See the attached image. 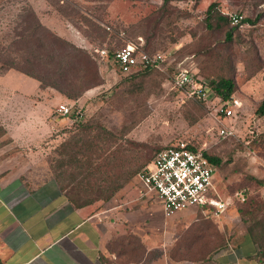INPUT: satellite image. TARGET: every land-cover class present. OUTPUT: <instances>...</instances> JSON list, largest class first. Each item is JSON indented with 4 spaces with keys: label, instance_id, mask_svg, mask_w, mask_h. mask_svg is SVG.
<instances>
[{
    "label": "rangeland",
    "instance_id": "obj_1",
    "mask_svg": "<svg viewBox=\"0 0 264 264\" xmlns=\"http://www.w3.org/2000/svg\"><path fill=\"white\" fill-rule=\"evenodd\" d=\"M162 1L0 0V53L9 51L18 13L26 5L45 27L90 53L101 83L89 88L95 90L84 101L60 93L62 99H53L51 104L56 120L62 118L57 111L60 103L81 112L80 118L70 114L59 121L57 133H53L56 178L69 184L71 192V182L84 173H90L87 179L91 183H99L135 170L123 186H128L132 214H142L133 215L132 221L143 223L144 213L147 215V245L154 246L157 239L168 257H197L220 239L246 230L250 222L242 218L250 216L240 214L239 206L244 208L251 200L256 215L264 212V205L260 208L264 204V115L255 113L264 97V0H171L164 6ZM211 2L224 14L242 15L231 29V40L225 35L231 24L220 29L206 26L205 10ZM246 18L253 23L243 21ZM127 43L148 53L161 52L165 60L159 68L138 75L123 73L113 56ZM8 68L0 61V73ZM180 68L207 83L219 76L234 77L237 91L233 96L239 105L233 107V115L224 118L217 114L221 102L212 92L202 100L174 88L171 79ZM223 125L233 134L220 137ZM177 140L221 159L215 180L229 204L219 216L193 206L167 216L154 193L138 178L157 149ZM196 222L201 230H190ZM126 237L132 243L131 258H144V244L138 236L129 233ZM158 251L149 250L146 260Z\"/></svg>",
    "mask_w": 264,
    "mask_h": 264
},
{
    "label": "crops",
    "instance_id": "obj_2",
    "mask_svg": "<svg viewBox=\"0 0 264 264\" xmlns=\"http://www.w3.org/2000/svg\"><path fill=\"white\" fill-rule=\"evenodd\" d=\"M54 90L13 68L0 73V264H262L244 229L199 260H174L157 239L148 246L147 215L132 221L126 185L107 200L69 199L52 164L53 133L68 117L53 118L52 101L63 97ZM129 233L144 244V258H131ZM152 248L161 254L146 260Z\"/></svg>",
    "mask_w": 264,
    "mask_h": 264
},
{
    "label": "trees",
    "instance_id": "obj_3",
    "mask_svg": "<svg viewBox=\"0 0 264 264\" xmlns=\"http://www.w3.org/2000/svg\"><path fill=\"white\" fill-rule=\"evenodd\" d=\"M169 1L171 0H163L162 5H166ZM243 21L253 23L249 18H246ZM204 22L209 29H220L225 25L228 26V24H231L232 26H230V29L225 33L227 40L232 39L231 29L233 30L235 25L238 24H232L229 15L222 13L216 2H211L207 6ZM102 35L103 34L99 32V36ZM5 53L6 49L0 53V61L7 64L9 68H13L36 79L39 81L41 87H51L72 100L78 99L85 90L100 84L102 81L99 76L97 63L91 57L90 53L45 27L30 5L21 7L13 30V36L10 40L9 51H7L6 54ZM10 53H13L14 55H10ZM110 53L112 52H109V55ZM154 68L155 67L152 66L140 68L134 72H129V75H138L141 72L152 70ZM208 86L211 92L222 101L230 99L234 95V92L237 91L236 81L234 77L231 76H219L215 80H209ZM255 113L257 116L264 115V97L260 100ZM71 116L76 118L74 113H72ZM84 126L92 127L88 125ZM189 146L192 149L197 150L192 144H189ZM159 149H157L155 153ZM202 152L209 161L214 163L217 167L220 165L221 159L219 157L212 155L205 150H202ZM87 173H84L79 180L72 181V184H70L73 185L70 193H74L73 196L69 195V199L75 201L79 205H84L95 200L109 199L128 182L136 171L132 169L128 172L126 177L117 175L110 181H105V178H103L99 183H91L87 179L90 173L89 175H87ZM252 178L257 180L259 184H263V180H258L253 176ZM65 186L68 187L69 184L63 185V187ZM95 192L97 193V196H90L91 193ZM250 201H248L245 206L248 207L247 210H245V207L243 208L239 206L238 211L240 214H248L250 216L244 217L242 220L245 223L250 222L246 227V232L251 241L258 247L255 258L264 264V212L260 215H256L250 208ZM263 205L264 204H261L260 208H262ZM197 208L200 212L205 210L204 206H198ZM202 221L203 220H201V222ZM201 228L202 226L200 225V222H196L191 224L190 230L199 231ZM190 243L192 244L193 242L191 241ZM225 243L226 239H220L218 244L207 249L201 256L190 257L183 255L181 258H175L172 256H170V258L174 260L204 259L208 254L223 246ZM202 245H205L204 241L202 242ZM160 254V251L156 252V256H159Z\"/></svg>",
    "mask_w": 264,
    "mask_h": 264
},
{
    "label": "built area",
    "instance_id": "obj_4",
    "mask_svg": "<svg viewBox=\"0 0 264 264\" xmlns=\"http://www.w3.org/2000/svg\"><path fill=\"white\" fill-rule=\"evenodd\" d=\"M230 22L237 24L242 19L238 13L229 14ZM165 57L161 52L148 53L133 43H127L114 53L113 61L123 73L136 71L140 68H159ZM172 86L189 97L206 99L211 92L208 83L187 68H180L171 79ZM221 102L217 114L224 118L233 115V107L239 100L232 96ZM58 113L69 116L74 113L81 117L80 109L71 111L70 107L60 104ZM218 134L225 138L233 131L223 125ZM217 166L209 161L202 150L192 149L188 142L177 140L159 149L151 161L138 173L143 186L154 193L159 200L163 213L167 216L192 207L204 206L214 217L223 213L229 202L219 191L215 175Z\"/></svg>",
    "mask_w": 264,
    "mask_h": 264
}]
</instances>
